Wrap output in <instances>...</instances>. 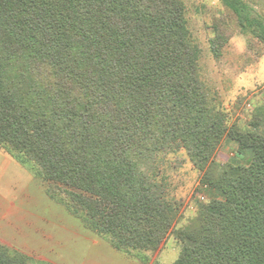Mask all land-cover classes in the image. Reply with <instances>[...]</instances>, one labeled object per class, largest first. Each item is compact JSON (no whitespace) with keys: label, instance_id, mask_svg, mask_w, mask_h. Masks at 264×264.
<instances>
[{"label":"trees","instance_id":"obj_1","mask_svg":"<svg viewBox=\"0 0 264 264\" xmlns=\"http://www.w3.org/2000/svg\"><path fill=\"white\" fill-rule=\"evenodd\" d=\"M200 58L182 0H0V147L117 250L156 253L174 236L175 264H264V102L231 124ZM225 143L235 154L219 163ZM181 150L211 194L184 228L157 180ZM0 264L34 261L0 244Z\"/></svg>","mask_w":264,"mask_h":264},{"label":"rangeland","instance_id":"obj_2","mask_svg":"<svg viewBox=\"0 0 264 264\" xmlns=\"http://www.w3.org/2000/svg\"><path fill=\"white\" fill-rule=\"evenodd\" d=\"M182 1L186 6L191 39L201 49V78L213 106L225 111L231 124L239 122L246 126L254 106L264 102V36L261 34L264 0H242L248 6L243 18L256 21L252 28L245 26L246 23L241 22L243 18L225 8L219 0ZM217 28L224 38L219 41L220 54L214 56L211 41ZM241 98L244 102L239 105ZM234 150L233 144L225 143L218 152V162L226 163L234 157ZM0 152L8 154V150L1 147ZM12 159L32 178L34 193L37 195L41 188L49 203H36L35 198L33 217L28 218V222L25 218L21 227V238L31 243L30 254L0 240L1 245L27 255L34 264H175L179 259L182 245L174 236L156 253L117 250L64 203L49 195L46 182L38 176L36 166L32 163L23 165ZM158 170L157 180L164 184L168 200L181 207L178 228L190 225L198 214V204L211 199V194L201 184V173L184 150L162 156Z\"/></svg>","mask_w":264,"mask_h":264},{"label":"crops","instance_id":"obj_3","mask_svg":"<svg viewBox=\"0 0 264 264\" xmlns=\"http://www.w3.org/2000/svg\"><path fill=\"white\" fill-rule=\"evenodd\" d=\"M13 161L8 154L0 152V240L30 254L31 243L21 238V227L25 218L28 222L33 217L35 198L36 203H49V199L41 188L37 195L34 193L32 178ZM26 232L29 234L27 229ZM29 232L32 234V229Z\"/></svg>","mask_w":264,"mask_h":264}]
</instances>
